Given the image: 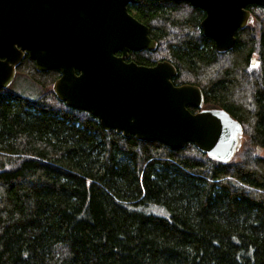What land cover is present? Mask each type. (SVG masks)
<instances>
[{
  "label": "trees",
  "instance_id": "trees-1",
  "mask_svg": "<svg viewBox=\"0 0 264 264\" xmlns=\"http://www.w3.org/2000/svg\"><path fill=\"white\" fill-rule=\"evenodd\" d=\"M127 7L156 42L130 58L171 62L174 84L239 121L243 149L222 163L191 142L104 130L56 97L58 70L25 55L16 72L51 88L0 89V264H264V8L248 5L251 21L219 52L188 2Z\"/></svg>",
  "mask_w": 264,
  "mask_h": 264
},
{
  "label": "water",
  "instance_id": "water-1",
  "mask_svg": "<svg viewBox=\"0 0 264 264\" xmlns=\"http://www.w3.org/2000/svg\"><path fill=\"white\" fill-rule=\"evenodd\" d=\"M131 1L0 0V89L27 55L38 71L58 70L56 97L96 117L104 130L172 149L191 142L211 159L229 162L241 143L238 120L224 109L201 108L197 85H174L171 62L125 61L131 51L156 47L149 28L129 13ZM172 1L204 11L200 28L219 52L231 49L236 31L251 21L248 5L264 8V0Z\"/></svg>",
  "mask_w": 264,
  "mask_h": 264
},
{
  "label": "rangeland",
  "instance_id": "rangeland-1",
  "mask_svg": "<svg viewBox=\"0 0 264 264\" xmlns=\"http://www.w3.org/2000/svg\"><path fill=\"white\" fill-rule=\"evenodd\" d=\"M201 82V79H200ZM10 89L15 92L19 93L21 95L26 96H37L43 92H45L47 89L51 88H42L34 79H32L30 76H28L24 71L22 72H16L15 76L9 85ZM204 107L209 108L213 107L212 105L206 104ZM215 108V107H214ZM246 140V135H243L242 143ZM242 145V144H241ZM243 146V145H242ZM243 147H240L239 150L241 151ZM261 154H264L262 151H260ZM238 160V159H237Z\"/></svg>",
  "mask_w": 264,
  "mask_h": 264
},
{
  "label": "flooded vegetation",
  "instance_id": "flooded-vegetation-1",
  "mask_svg": "<svg viewBox=\"0 0 264 264\" xmlns=\"http://www.w3.org/2000/svg\"><path fill=\"white\" fill-rule=\"evenodd\" d=\"M204 15H205V13H204ZM214 43V42H213ZM131 52H133V51H131ZM117 55H120L119 53H117ZM253 58V57H252ZM125 61H134L132 58H130V52H129V58L128 59H126ZM134 62H136V61H134ZM158 62V61H157ZM137 63V62H136ZM137 64H139V63H137ZM254 64H256V61L253 63L252 62V59L250 60V62H249V65H251V66H253ZM140 65H146V64H141L140 63ZM151 65H154V64H151ZM151 65H147V66H151ZM174 84V83H173ZM183 84H188V83H183ZM174 85H176V86H179V85H182V84H174ZM206 104H205V102H204V98H203V103H202V106H201V108H206V107H204ZM189 107H191V106H189ZM191 108H193V107H191ZM194 109V111H192V112H196V111H198L199 109L198 108H193ZM206 109H211V107H209V108H206ZM220 109V108H219ZM245 133H244V131H243V129L241 130V133H240V135H239V138H240V141L242 142V138H243V135H244Z\"/></svg>",
  "mask_w": 264,
  "mask_h": 264
}]
</instances>
